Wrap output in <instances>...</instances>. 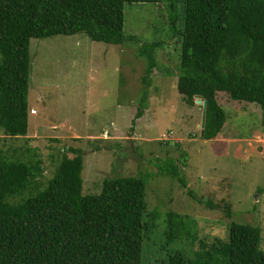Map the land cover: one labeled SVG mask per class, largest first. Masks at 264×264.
Here are the masks:
<instances>
[{"label":"rangeland","instance_id":"1","mask_svg":"<svg viewBox=\"0 0 264 264\" xmlns=\"http://www.w3.org/2000/svg\"><path fill=\"white\" fill-rule=\"evenodd\" d=\"M175 11L180 27L178 2ZM122 12L123 32L134 34L137 41L109 43L83 32L29 38L27 129L17 136L0 131V156L38 157L42 172L27 189L5 200L16 202L43 187L61 154L71 156L72 147L82 155V193L97 192L106 176L144 178L143 217L151 209L157 215L154 226L144 232L139 264H166L172 249L192 257L199 240L224 241L230 220L257 226L258 246L264 249L261 109L218 90L215 98L225 118L214 137L202 138L199 94L187 100L175 84L179 37L168 26L167 0L124 2ZM152 40L158 45L147 83L141 81L146 59L138 46ZM144 89L146 98L139 108ZM166 157H171L184 186L157 170ZM168 211L177 215L167 233Z\"/></svg>","mask_w":264,"mask_h":264},{"label":"trees","instance_id":"2","mask_svg":"<svg viewBox=\"0 0 264 264\" xmlns=\"http://www.w3.org/2000/svg\"><path fill=\"white\" fill-rule=\"evenodd\" d=\"M132 1L157 0H0V131L26 133L30 37L83 32L103 42L137 41L122 30L123 3ZM176 2L182 5L180 27ZM167 10L170 32L179 37L177 90L187 100L194 94L205 99L200 136L214 137L224 121L218 90L257 104L264 125V0H167ZM157 45L152 40L138 46L146 59L141 81L155 65ZM68 149L72 155L61 154L46 184L16 202L5 197L27 189L41 174L40 159L0 156V264H139L144 232L157 215L151 209L143 217L144 178L106 176L97 192L82 193V155ZM170 159H162L157 170L184 186ZM176 215L166 213L167 233ZM226 231L224 241L199 240L192 257L172 249L166 264H264L257 226L230 220Z\"/></svg>","mask_w":264,"mask_h":264},{"label":"water","instance_id":"3","mask_svg":"<svg viewBox=\"0 0 264 264\" xmlns=\"http://www.w3.org/2000/svg\"><path fill=\"white\" fill-rule=\"evenodd\" d=\"M196 100L201 103V114H200V122H199L200 132H201V127L203 124L204 113H205V99H203L201 95H199Z\"/></svg>","mask_w":264,"mask_h":264},{"label":"built area","instance_id":"4","mask_svg":"<svg viewBox=\"0 0 264 264\" xmlns=\"http://www.w3.org/2000/svg\"><path fill=\"white\" fill-rule=\"evenodd\" d=\"M29 111H30V112H34V109H33V108H30Z\"/></svg>","mask_w":264,"mask_h":264},{"label":"crops","instance_id":"5","mask_svg":"<svg viewBox=\"0 0 264 264\" xmlns=\"http://www.w3.org/2000/svg\"><path fill=\"white\" fill-rule=\"evenodd\" d=\"M29 107H31V106H29Z\"/></svg>","mask_w":264,"mask_h":264}]
</instances>
